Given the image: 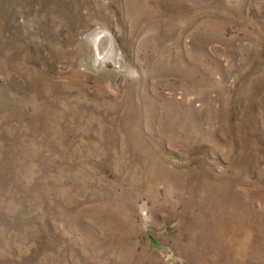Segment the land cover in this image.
Masks as SVG:
<instances>
[{
    "label": "rangeland",
    "instance_id": "rangeland-1",
    "mask_svg": "<svg viewBox=\"0 0 264 264\" xmlns=\"http://www.w3.org/2000/svg\"><path fill=\"white\" fill-rule=\"evenodd\" d=\"M0 264H264V0H0Z\"/></svg>",
    "mask_w": 264,
    "mask_h": 264
}]
</instances>
